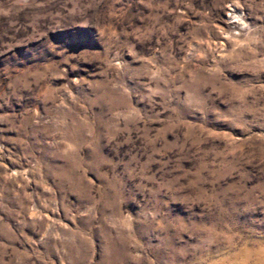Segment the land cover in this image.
Returning <instances> with one entry per match:
<instances>
[{
  "label": "rangeland",
  "instance_id": "1",
  "mask_svg": "<svg viewBox=\"0 0 264 264\" xmlns=\"http://www.w3.org/2000/svg\"><path fill=\"white\" fill-rule=\"evenodd\" d=\"M0 264H264V0H0Z\"/></svg>",
  "mask_w": 264,
  "mask_h": 264
}]
</instances>
